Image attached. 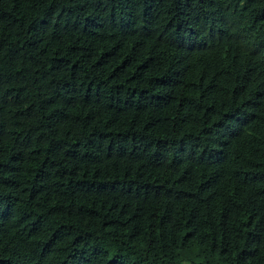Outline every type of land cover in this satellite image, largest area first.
I'll return each mask as SVG.
<instances>
[{"label": "trees", "instance_id": "trees-1", "mask_svg": "<svg viewBox=\"0 0 264 264\" xmlns=\"http://www.w3.org/2000/svg\"><path fill=\"white\" fill-rule=\"evenodd\" d=\"M0 264H264V0H0Z\"/></svg>", "mask_w": 264, "mask_h": 264}, {"label": "rangeland", "instance_id": "rangeland-1", "mask_svg": "<svg viewBox=\"0 0 264 264\" xmlns=\"http://www.w3.org/2000/svg\"><path fill=\"white\" fill-rule=\"evenodd\" d=\"M184 256L187 257V256H189V254L188 253H184Z\"/></svg>", "mask_w": 264, "mask_h": 264}]
</instances>
